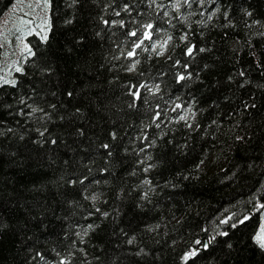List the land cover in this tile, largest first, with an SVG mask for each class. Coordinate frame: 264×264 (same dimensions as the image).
<instances>
[{
	"label": "trees",
	"instance_id": "16d2710c",
	"mask_svg": "<svg viewBox=\"0 0 264 264\" xmlns=\"http://www.w3.org/2000/svg\"><path fill=\"white\" fill-rule=\"evenodd\" d=\"M50 1L0 83V264H264V0Z\"/></svg>",
	"mask_w": 264,
	"mask_h": 264
},
{
	"label": "rangeland",
	"instance_id": "374dc122",
	"mask_svg": "<svg viewBox=\"0 0 264 264\" xmlns=\"http://www.w3.org/2000/svg\"><path fill=\"white\" fill-rule=\"evenodd\" d=\"M52 26L50 0H16L0 18V83L17 81L32 55L28 37L47 38ZM167 49V44H164ZM260 237L261 239H258ZM255 240L264 247V210Z\"/></svg>",
	"mask_w": 264,
	"mask_h": 264
},
{
	"label": "snow or ice",
	"instance_id": "6c2138e0",
	"mask_svg": "<svg viewBox=\"0 0 264 264\" xmlns=\"http://www.w3.org/2000/svg\"><path fill=\"white\" fill-rule=\"evenodd\" d=\"M149 27H151V26H149ZM45 39H46V37H45ZM189 52H191V49H189ZM130 55H131V53H130ZM181 79H183V77H181ZM12 83H15V81H12ZM105 147H107V145H105ZM258 239H261V238L258 237ZM193 255H195V253H193Z\"/></svg>",
	"mask_w": 264,
	"mask_h": 264
}]
</instances>
